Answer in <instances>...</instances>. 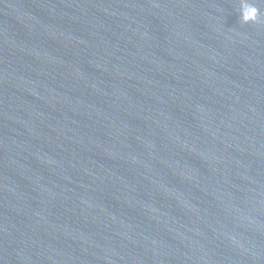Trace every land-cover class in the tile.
Returning <instances> with one entry per match:
<instances>
[{"label": "water", "instance_id": "95a60500", "mask_svg": "<svg viewBox=\"0 0 264 264\" xmlns=\"http://www.w3.org/2000/svg\"><path fill=\"white\" fill-rule=\"evenodd\" d=\"M0 0V264H264V0Z\"/></svg>", "mask_w": 264, "mask_h": 264}, {"label": "clouds", "instance_id": "9594fccd", "mask_svg": "<svg viewBox=\"0 0 264 264\" xmlns=\"http://www.w3.org/2000/svg\"><path fill=\"white\" fill-rule=\"evenodd\" d=\"M261 17L259 8L250 0H239V20L241 24L258 23Z\"/></svg>", "mask_w": 264, "mask_h": 264}]
</instances>
